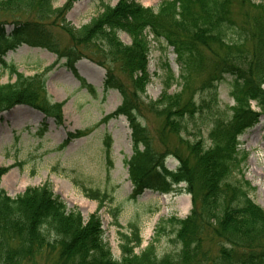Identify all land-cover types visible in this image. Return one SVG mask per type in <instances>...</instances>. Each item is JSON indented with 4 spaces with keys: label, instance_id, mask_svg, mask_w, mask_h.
<instances>
[{
    "label": "trees",
    "instance_id": "1",
    "mask_svg": "<svg viewBox=\"0 0 264 264\" xmlns=\"http://www.w3.org/2000/svg\"><path fill=\"white\" fill-rule=\"evenodd\" d=\"M72 1L54 8L51 0H0V64L7 67V52L27 43L65 59L71 69L81 55L114 65L107 70L105 86L115 87L124 98L116 115L125 116L132 131L133 155L127 164L135 190L166 194L173 185L184 183L193 208L185 219H174L178 225L177 252L159 256L151 243L137 254L142 239L139 229L131 225L133 238L122 234L121 258L117 260L104 239L98 211L84 220L79 210L68 208L49 183L27 188L16 197L2 190L0 264H264V209L250 198L249 182L233 180L242 164L238 137L264 115V20L250 35L251 51L245 48L248 34L237 30L228 17L230 0H166L157 9L135 0H119L79 29L62 23L72 44L67 49L61 48L43 24L21 22L24 14L36 15L39 22L49 16L65 21L62 12L71 8ZM260 8L264 12V5ZM6 23L14 24L11 32H6ZM119 33L128 34L131 44L123 43ZM149 34L177 50L185 84L175 94L169 93L172 84H168L157 101L146 102L142 95L149 81ZM212 41L237 52L221 73H228L232 79L229 85L235 104L225 118L211 115L207 144L203 138L184 140L181 134L197 114L210 115L213 111L218 88L214 78L204 86L212 91L208 97L201 101L192 96L184 98V93L192 91L187 69L199 67L194 53ZM10 71L16 80L0 85V114L24 104L58 124L64 103L51 100L45 80L27 77L14 67ZM120 74L128 79L130 88ZM143 112L164 121L158 131L161 150L153 144ZM167 134L179 137L188 154L182 155L180 146H171ZM173 156L179 164L169 170L165 162ZM6 171L0 170V179ZM86 195L100 206L107 198L99 191Z\"/></svg>",
    "mask_w": 264,
    "mask_h": 264
},
{
    "label": "rangeland",
    "instance_id": "2",
    "mask_svg": "<svg viewBox=\"0 0 264 264\" xmlns=\"http://www.w3.org/2000/svg\"><path fill=\"white\" fill-rule=\"evenodd\" d=\"M118 1L74 0L71 8L66 13L62 12L65 21L59 16H49L39 22L36 15L24 14L21 22L43 24L61 48L67 49L72 44L61 28L62 23L79 29L99 17L107 6H116ZM135 1L144 7L157 9L166 0ZM51 2L54 8H63L68 0ZM263 5L264 0H230L228 17L237 30L248 34L245 48L249 51L253 44L250 35L256 31V24L264 20V12L260 8ZM13 27L12 23L4 26L7 32H11ZM119 36L123 43L131 44L128 34L119 33ZM148 41L149 81L146 93L142 95L146 102L157 101L168 84H172L170 94L181 91L185 84L181 79L184 71L177 50L151 34ZM19 46L5 55L9 68L0 64V85L16 80L10 71L14 67L27 77L39 76L45 80L47 95L53 102L64 103V107L58 125L54 119L28 105H16L0 115V170H7L0 179V191L16 197L27 188L49 183L68 208L79 210L84 220L98 211L104 239L117 260L121 258L122 234L133 238L131 225L139 229L142 239L141 247L135 250L137 254L151 243L156 245L159 256L177 252L178 225L174 219H185L190 214L193 199L184 183L173 185L166 194L134 189L127 164L133 154L132 131L127 118L116 115L124 98L115 87H104L108 68L115 66L103 65L94 58L81 55L71 69L65 59H58L43 47L27 43ZM227 47L212 41L194 53L199 67L187 69L192 91L184 93V98L187 100L192 96L195 101H201L208 97L212 91L204 86L212 78L216 79L217 98L215 101L213 97L214 107L210 115L197 114L189 123L187 131L181 134L184 140L203 138L209 144L211 115L218 114L222 119L231 114L229 110L235 104L229 85L232 79L228 73H221L228 68L227 62L237 52L234 49L229 51ZM219 67L221 72L216 73ZM120 77L130 88L128 79L123 75ZM143 114L153 144L161 150L163 146L159 142L158 131L163 128L164 121L148 112ZM166 137L171 146L181 147L179 137L168 134ZM238 142L242 164L233 180L249 182L250 198L264 209V115L243 130ZM180 150L182 155L188 154L185 146ZM178 164L179 160L174 156L166 161L169 170L176 169ZM90 191L106 194L105 203L100 206L98 201L87 197L86 193ZM163 228L165 231L161 233Z\"/></svg>",
    "mask_w": 264,
    "mask_h": 264
},
{
    "label": "bare ground",
    "instance_id": "3",
    "mask_svg": "<svg viewBox=\"0 0 264 264\" xmlns=\"http://www.w3.org/2000/svg\"><path fill=\"white\" fill-rule=\"evenodd\" d=\"M5 117H6V116H5ZM14 178H16V176H13V179H14ZM14 182H15V180H12V183H14Z\"/></svg>",
    "mask_w": 264,
    "mask_h": 264
}]
</instances>
